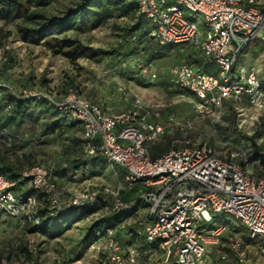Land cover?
I'll use <instances>...</instances> for the list:
<instances>
[{"label":"built area","instance_id":"2783aa9c","mask_svg":"<svg viewBox=\"0 0 264 264\" xmlns=\"http://www.w3.org/2000/svg\"><path fill=\"white\" fill-rule=\"evenodd\" d=\"M139 11L154 25L153 38L162 46L192 44L214 66L216 74L187 64L173 65L171 86L190 92L202 107L221 108L224 102L242 104L264 111V80L238 64L255 38L264 43V0H135ZM185 11L199 13L202 27L185 17ZM138 68L148 79L156 69L131 59L121 64ZM122 91V89H120ZM42 98L30 94L25 98ZM66 120L83 126L80 149L86 157L102 158L126 172L131 188L142 184L139 200L147 205L148 217L142 223L146 245L127 250L112 232L95 243L97 264H204L211 245L220 242L225 227L208 232L198 230L200 221L211 222L212 214H223L240 221L253 238L264 239V177L247 172V153L239 160L224 158L209 146L206 138H193L191 119L169 116L163 123L141 99L133 96L128 111L107 114L69 92L61 99L47 98ZM212 112V111H211ZM176 130L170 148L152 158L147 144L159 141L167 131ZM11 140V138H9ZM76 179V172L69 174ZM52 169L35 166L22 174L26 188L15 192V183L0 175V212L38 226L39 209L46 201L52 212L66 213L81 207L111 204L120 214L132 204L121 198L122 188L85 187L64 201ZM28 193H30L28 195ZM236 264L253 261L240 239L228 243ZM30 259L2 257L0 264H40L37 252Z\"/></svg>","mask_w":264,"mask_h":264},{"label":"rangeland","instance_id":"374dc122","mask_svg":"<svg viewBox=\"0 0 264 264\" xmlns=\"http://www.w3.org/2000/svg\"><path fill=\"white\" fill-rule=\"evenodd\" d=\"M78 1L55 0L51 6L40 11L48 16H63L67 9L75 6ZM36 10V7L31 6V12ZM188 15L190 20L196 21L202 27V17L199 13L189 12ZM128 22V19L115 17L110 23L92 33L78 34L71 31L62 36L83 44L88 50H111L121 42V28ZM33 23L28 19L0 20V89L5 88L8 95L21 99L32 93L45 99L49 97L59 99L65 96L67 83L73 80L75 84L73 88L82 97L98 103L97 105L106 113L128 111L132 107L135 95L153 112H159L163 123L170 115L180 120L191 119L194 128L188 135L193 138H206L219 156L238 161L239 154L247 153L251 160L261 159V165H250L246 170L255 176L264 177V111L250 107L245 101L242 104L226 101L221 108L215 109L202 107L194 97L173 88L168 81L161 79L157 72V74L153 72L144 80L138 77V70L128 75L120 72L121 65L114 62L110 56L96 53L92 58L82 56L72 59L54 55L42 44L23 40L21 26H32ZM9 51L13 53L15 64L3 72L6 54ZM242 67L255 72L264 80V43L260 37L255 38L250 48L242 55L238 68ZM166 71V68H163L159 73L163 75ZM10 106L6 100L0 105V114L9 112ZM27 114L28 118L20 129L13 125L3 126L0 123L1 161L16 165L17 170L22 173L41 164L60 174L69 166L72 159L85 156L79 149H75L76 143L59 137V129L43 139L45 124L58 122L52 108L41 109L40 106H36ZM171 132L172 136L178 135L176 130ZM77 135L81 137L82 132L78 131ZM98 170L100 172L96 171L89 175L91 180L85 182L79 189L72 190L69 187V185L74 187L75 184L61 186L59 191L63 200L67 201L74 192L85 187H98L101 184L111 188L122 186L125 198L129 200L137 198L126 196L128 191L125 188L128 184H122L120 181L125 177L122 168L108 164ZM58 178L60 180V177ZM67 186L69 193L64 192ZM143 209L141 206L138 212ZM90 211L80 208L74 212L73 219H78ZM212 216L214 220L211 222L200 221L197 224L198 230L208 232L222 225L225 227V241L220 240L219 243L211 245V254L205 264H233L234 255L228 247L229 241L233 238L243 242L253 261L264 264V239L251 237L248 229L234 217L223 214ZM139 217L140 215H137L122 223L117 222V218L111 214L110 206H107L104 210L73 223L72 228L63 236L50 238L32 230V226L0 213V257L4 255H9L13 259L23 257V250L27 249L40 253L42 264H97L95 250L88 248L86 230L99 219L105 222L113 221L118 229L124 225L138 228ZM131 239L129 233H124L120 242L128 246Z\"/></svg>","mask_w":264,"mask_h":264},{"label":"trees","instance_id":"16d2710c","mask_svg":"<svg viewBox=\"0 0 264 264\" xmlns=\"http://www.w3.org/2000/svg\"><path fill=\"white\" fill-rule=\"evenodd\" d=\"M54 2L55 0H0V20L14 21L20 19H28L30 22H34L32 26H21L23 40L33 44H42L48 51H50L54 55H63L65 57H71L72 59H78L82 56L92 58L96 55V53H98L99 55L112 57L114 62L119 63L120 65L128 60L134 59L138 62L145 63L154 67L156 69V72L158 73V76L161 79H165L166 81H168L170 85L171 75L169 69L170 66L173 65L187 64L190 66L199 67L206 73L213 75L216 74L214 66L206 62L203 53L196 46L188 43L170 46L160 45L152 36V33L154 31V25L152 21L139 11L135 0H79L75 6L69 7L63 16H48L44 12L40 11L42 9L48 8ZM31 6L36 7L37 10L31 12ZM188 14L189 12L185 11V17L190 19ZM115 17L128 19L129 22L121 28V42L111 50H88V48L83 44L62 36L71 31L78 34L92 33L93 31L100 29L110 23V21ZM6 57L7 58L3 66V72H6L12 67V65L15 64L12 52H7ZM163 68H166L167 71L162 75V73L159 72ZM135 70H138V68H132V66H128L126 70H120V72L123 71L122 73H127L126 75H128V73H135ZM138 77L143 80L146 79L139 76V70ZM67 86L68 89L65 96L71 91L76 92L79 96H81L75 90V88H73L75 87L73 80H70V82L67 83ZM6 92L7 90L5 88L0 89V105H2L6 100L9 101L11 105L9 112L0 114V123L3 126L13 125L16 128L20 129L25 123L26 118H28L27 113L31 108L36 106H40L41 109L52 108L55 111L58 122L56 121L53 123L51 122L45 124L43 139H45L46 135L54 134L57 132L56 129H59V137L63 140L76 143L75 149L80 150V145L83 137V126L80 122L75 120H66L62 116V114H60V112L55 108L53 103L50 102L47 98L24 97L21 99H17L11 94L8 95ZM183 92L194 97L190 92ZM195 100L200 104V102L196 98ZM78 131L82 132L81 137L77 135ZM171 131L172 130L167 131L159 141L152 144H147V149L149 150L152 158L155 159L169 150L171 141L174 137V135L172 136ZM208 144L211 147L209 142ZM87 158L91 159H72L69 166L64 168V170L60 174L52 170L57 184L59 183V181L57 180L59 179L58 177H60V179H65V184H67V181L73 183H85L91 180V177L89 175L96 173V171H99L98 169H102L110 164L102 158ZM69 159L70 158L68 157V160ZM251 161H260L261 165V159L259 158ZM35 166L46 167L41 164ZM29 170L27 169L25 172ZM71 172H76V179H73L69 175ZM23 173L17 170L16 165L6 164L0 160V175H4L9 181L15 183V186L12 188V190L15 192L21 191L22 188H26L28 181L21 180ZM136 185L131 188L127 185V188L133 189ZM100 186L107 185L101 184ZM58 188H61L59 184ZM123 193V190H121L122 200L125 203L132 205L129 210H125L120 214H114L111 212L112 216L114 218H117L116 221L120 223L131 217H136L141 206L148 209L147 205L143 201L139 200L140 195L135 200H129L123 196ZM29 194L30 193H28V195ZM107 206H110L111 208L110 203H102L98 207H81L83 209H90L91 211L82 215L78 219H73L74 212L76 210H79L80 208L70 210L66 213L52 212L49 210L47 202L43 201V205L40 207L38 212L40 217L39 225L34 226L29 223H27V225L32 226V230L39 231L41 234L47 235L50 238H58L69 231L72 228L73 223L84 219L90 214H94L96 212L104 210L105 208H107ZM147 217L148 212L144 217H141V219H139L137 225L138 228L132 225H124L123 227L118 229L115 227L116 224L113 221L105 222V220H97L92 224V227L90 229L86 230V241H88L89 245L88 248L91 249L92 246L95 245V243L104 239L109 232L113 233L115 239L120 244H122L120 242L121 235L124 233H129L132 238L130 244L128 246L122 244L127 250L144 247L146 245V240L144 235V226L142 223ZM17 220H19L20 223H23L21 219ZM213 220L214 218H212V221ZM220 240L225 241L224 233L221 235ZM211 250L209 253V257L211 254ZM23 252V257L19 256L18 258L14 259H30L32 257V251L25 249L23 250ZM5 256H7L8 259H13V257H10L9 255H4L2 257ZM2 257H0V260ZM37 257L40 261V264H42L40 253L37 254ZM233 264H236L235 256Z\"/></svg>","mask_w":264,"mask_h":264},{"label":"crops","instance_id":"0c3cea01","mask_svg":"<svg viewBox=\"0 0 264 264\" xmlns=\"http://www.w3.org/2000/svg\"><path fill=\"white\" fill-rule=\"evenodd\" d=\"M98 104V103H97ZM103 109V108H102ZM122 112V111H121ZM106 113V112H105ZM116 113H120V112H116ZM107 114H114V113H107ZM80 152H82V150L80 149ZM83 153V152H82ZM75 159H81V160H84V159H87V160H90L91 158H87L86 156H81V157H78V158H75ZM58 181H60L61 183H59V186L61 187H63L64 185H65V182H66V180L65 179H58ZM120 181H121V183L122 184H126L127 183V181H126V173H125V177L123 178V179H120ZM67 184H75L74 185V187L72 186H70L69 185V187L70 188H72V190L73 189H75V188H80V187H82V186H84V182L83 183H81V184H79V183H73V182H68L67 181ZM79 184V185H78ZM121 184V185H122ZM78 185V186H77ZM69 187L67 186L66 187V190H64V192H66V193H69L70 191L68 190L69 189ZM121 188H122V186H120ZM117 188H119V187H117ZM128 192L126 193V196L128 197V198H131V196H139L140 195V193L145 189V187L142 185V184H137L133 189H128L127 188V186H126V188H125ZM61 190H63V188L61 189ZM122 190H123V188H122ZM124 197H125V195H124ZM142 211V212H141ZM141 211H139L138 212V215H140V217H139V219H141V217H144L146 214H147V209L146 208H144L143 210H141Z\"/></svg>","mask_w":264,"mask_h":264}]
</instances>
